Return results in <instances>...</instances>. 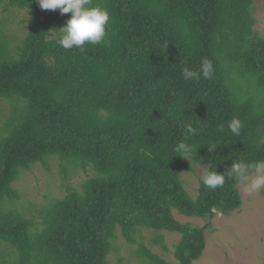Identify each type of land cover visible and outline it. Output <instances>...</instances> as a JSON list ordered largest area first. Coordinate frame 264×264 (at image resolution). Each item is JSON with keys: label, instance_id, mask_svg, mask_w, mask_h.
Returning a JSON list of instances; mask_svg holds the SVG:
<instances>
[{"label": "trees", "instance_id": "obj_1", "mask_svg": "<svg viewBox=\"0 0 264 264\" xmlns=\"http://www.w3.org/2000/svg\"><path fill=\"white\" fill-rule=\"evenodd\" d=\"M257 1L93 0L110 14L106 36L80 51L57 43L70 13L0 0V264H123L111 259L120 238L138 263L170 264L145 232L164 250L162 233L180 234L178 264L202 258L211 221L243 201L227 178L215 190L201 181L193 199L182 175L264 158ZM205 58L211 78L184 80ZM181 142L197 152L182 157ZM50 162L65 195H46L32 213L16 184L39 164L52 173ZM173 210L209 222L182 224Z\"/></svg>", "mask_w": 264, "mask_h": 264}, {"label": "rangeland", "instance_id": "obj_2", "mask_svg": "<svg viewBox=\"0 0 264 264\" xmlns=\"http://www.w3.org/2000/svg\"><path fill=\"white\" fill-rule=\"evenodd\" d=\"M256 8L254 30L264 36V0H258ZM50 163L52 173L46 171L39 164L30 173L24 174L21 181L16 184L17 190L25 194L17 204L30 208L32 213H35L34 211L45 203L46 195L59 198L65 195L61 188L62 181L58 176L57 163ZM204 172L205 168L196 164L193 166V172L182 175L184 188L193 199L198 196ZM74 185L76 186L75 182ZM239 190L243 201L242 209L230 217L218 214L211 221L212 226L205 233L206 248L203 256L193 264H264V188L251 194L246 192L243 187ZM174 216L180 223L193 226L204 227L209 222L190 219L176 212H174ZM162 234L166 250L162 248V245L151 244L152 232H145V246L154 254L161 256L164 262L178 264L175 251L181 235ZM117 244L118 252H113L112 260L120 257L124 259L123 264H141L133 259L134 247H129L125 243V239L120 238Z\"/></svg>", "mask_w": 264, "mask_h": 264}, {"label": "clouds", "instance_id": "obj_3", "mask_svg": "<svg viewBox=\"0 0 264 264\" xmlns=\"http://www.w3.org/2000/svg\"><path fill=\"white\" fill-rule=\"evenodd\" d=\"M42 10H57L60 14H71L66 24L60 28L62 35L57 41L58 45L65 49L79 48L84 51L86 43L99 44L104 42L106 36V27L110 19L108 10L99 4H94L93 0H37ZM214 68L211 61L203 59L199 71H193L187 67L183 69V78L186 81L210 79ZM243 124L238 118H233L228 123V130L235 136L241 134ZM184 131L187 134L195 135L196 129L191 125H185ZM220 132H224V126L219 127ZM210 150L215 147L209 146ZM177 150L183 153L186 158L197 152L194 144L179 143ZM202 177V182L206 188L215 190L218 187L223 188L226 178L233 181V189L244 188L249 194L257 192L264 188V158L254 161H246L243 158L233 160L231 167L226 173H220L215 170H207ZM178 213V211L173 210ZM175 218V216H174ZM199 219V218H190ZM179 222V221H178Z\"/></svg>", "mask_w": 264, "mask_h": 264}]
</instances>
